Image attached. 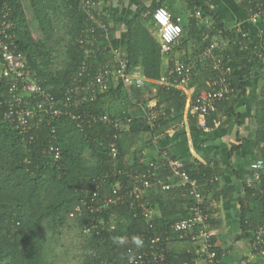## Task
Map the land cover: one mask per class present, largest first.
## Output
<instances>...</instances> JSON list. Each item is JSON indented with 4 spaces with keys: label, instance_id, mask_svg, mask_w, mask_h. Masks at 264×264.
I'll return each instance as SVG.
<instances>
[{
    "label": "trees",
    "instance_id": "trees-1",
    "mask_svg": "<svg viewBox=\"0 0 264 264\" xmlns=\"http://www.w3.org/2000/svg\"><path fill=\"white\" fill-rule=\"evenodd\" d=\"M82 1L27 0L41 33L40 40L36 42L26 26L22 1L0 0V9L6 7L15 26L14 33L18 44L26 54L33 72L58 98L64 96L66 88L75 85L72 79L76 76L82 55L77 44L79 34L84 28V16L79 10ZM150 1L149 7L142 4L136 13L127 18L122 38L128 63L127 71L141 70L147 87L141 92L133 89L130 92L123 89L120 82L114 91L109 90L95 102L70 109L76 114L83 111L95 115L104 112L109 114V105L120 95L124 97L123 93L127 92L130 101L126 100L124 107L120 108L124 109V116L121 118L131 120L129 123L124 121L127 131L122 127L113 128L103 124L92 125L90 128L85 125L79 127V122L64 115L41 123L35 132L29 134L33 141L26 144L28 138L19 135L12 125L3 121V111L0 108V264H49L43 253V231L54 232L71 220L76 222L83 233L85 227H95L90 234H85L89 237L83 264H128V257L136 253H149L147 249L151 238L158 240L157 245L163 250L165 264H187L198 257L196 250L168 248L170 242L182 239L180 234L171 231L170 226L176 220L187 217V205L190 201L183 190H172L165 194L159 187H155L152 191L141 193L138 200L127 199L122 204L105 203L112 197V187L115 183L120 185L122 192L129 175L148 169L151 161L144 160L143 151L152 145L153 138L166 133L169 127L178 124L184 117L185 87L172 85L166 90L159 84L162 57L155 39V31L145 25L144 17L151 21V28L155 27L151 13L162 5L156 4L155 0ZM194 5L198 6L197 2ZM62 8L65 10L63 15L70 21V40L65 51L64 68L51 72L48 69L52 62L49 41L56 33L52 16L57 15L56 11H61ZM203 9L209 17V27L206 28L201 23L199 25L195 18L182 14L181 39L185 33L196 47L205 35H217L228 40L231 54L228 68L229 85L234 89V94L217 104L216 110L205 116L194 115L188 110V125L195 127L197 135L214 128L220 117H234L235 123L239 124L240 116L234 107L246 95L244 86L247 75L249 71L263 67L251 53L252 50L246 48V41L237 39L223 22L205 7ZM110 31L113 33L114 30ZM96 34L95 44L104 46V38L100 39L99 32ZM197 67L200 69L201 63L196 62L193 75L199 72ZM208 72L210 79L212 73L209 70ZM4 85V81L0 79V100L5 95ZM198 95L199 92L193 98ZM151 100L157 101L155 109L163 110L155 119L153 129L142 119L143 110ZM114 136H117L118 140H114ZM144 137L147 138L146 142L135 144L132 149L130 144H127L129 140L132 145ZM255 140L259 147L264 143V128L257 132ZM113 141L116 142L118 150L116 159H112L109 154V146ZM240 145H233L229 154L232 155ZM55 147L60 152L58 159L54 157L52 148ZM86 151H91V162L84 157ZM159 153H162V150H159ZM259 153V157H264V152H260V149ZM170 158L179 160L177 157ZM159 160L160 158L153 161ZM180 160L184 162L189 174L197 179L201 190L215 192L211 197L216 204L226 198L219 188L220 177L214 175L215 170L209 163L196 167L187 159ZM106 173L109 177H106V183L102 185L98 195L99 203L104 204V207L92 214H75L76 207L88 202L96 182ZM166 173V170L160 169L159 180L164 179ZM203 201L205 203L204 196ZM144 208H157L158 215L154 213L150 220L153 228H149V220L142 217ZM239 210L241 230L250 237L255 226L264 219V180L254 188L244 186V195L239 199ZM71 214H74V217H70ZM213 221L209 213L210 228ZM104 224L105 228L102 227ZM109 224L113 225V230H109ZM137 240L140 241L139 244L136 243ZM213 251V264H219L222 254L214 248ZM257 260L261 259H255L249 264H256Z\"/></svg>",
    "mask_w": 264,
    "mask_h": 264
},
{
    "label": "built area",
    "instance_id": "built-area-1",
    "mask_svg": "<svg viewBox=\"0 0 264 264\" xmlns=\"http://www.w3.org/2000/svg\"><path fill=\"white\" fill-rule=\"evenodd\" d=\"M247 5L246 14L248 22L252 26H263L264 28V0H243ZM114 0H83L79 5V10L84 16V28L78 37V48L82 52L80 62L76 69V76L72 79L75 85L64 90V96L58 98L53 95L44 85V81L37 78L33 72L26 54L21 50L14 24L3 6L0 9V79L5 83V95L0 100L2 108V119L12 125L19 135L25 136L26 144L33 141L30 132L36 131L39 125L45 121H50L64 115L79 122V127L92 125H108L119 128L124 125L122 120L107 113L101 115L88 114L83 111L72 113L71 108L93 103L97 98L109 90L116 89L122 82L123 89L143 91L146 81L142 72L136 69L128 72L124 42L120 43L115 33V27L108 22L103 8L111 6ZM193 17L209 27L207 15L200 9L193 11ZM152 21L157 29L158 45L161 57H168L178 46L182 36L181 17H172L170 12L162 7H156L151 13ZM114 30L113 33L110 30ZM99 32L106 44L99 46L95 44L96 33ZM209 37V36H208ZM99 39V40H100ZM252 50V54L264 66V35L259 37L255 43L246 46ZM200 62L212 75L209 79L208 89L197 97L190 99L189 108L194 115L205 116L209 112L216 110L217 104L227 100L234 94V89L230 87L229 64L231 54L229 53V42L219 36L212 35L209 41L201 50ZM193 75V65L187 62H175L170 68L168 76L161 73L159 84L166 90L172 85L182 88L189 85ZM153 107V106H152ZM151 106L144 109L145 123L153 129L155 119L161 114L154 112ZM127 119L126 122H130ZM114 140H118L114 136ZM154 143L158 138H153ZM55 159H58L60 152L58 148H52ZM260 152H264V143L259 147ZM109 154L112 159L118 157L116 142L109 146ZM166 170L164 179L159 180V170ZM120 173V171H117ZM115 175V174H114ZM106 173L95 184L94 190L88 202L78 206L75 214L80 216L92 214L104 207L100 204L98 195L102 185L106 183ZM264 180V157L256 158L249 167V176L245 181V186L254 188ZM120 192L119 184L112 187V197L105 203L122 204L127 199L138 200L141 193L152 191L159 187L163 193H168L175 188L183 190L189 199L187 205V217L176 220L170 226L172 232L178 233L181 240L192 244L199 254L187 264H213L215 252L213 251L214 232L208 225L209 215L204 206L203 193L199 187L197 179L193 178L186 170L182 160H174L162 153L160 160L149 162L147 170L136 171L127 177ZM263 191V189H262ZM144 219L149 222L154 214L153 208H144L141 212ZM70 217H74L71 214ZM102 221H100V224ZM106 224L102 225L105 228ZM149 228L153 224L148 223ZM109 230H113V225L109 224ZM95 230L94 226L85 227L84 234H90ZM158 240L151 238L148 243L149 253L144 255L136 253L128 257V264H165L163 250L157 245ZM264 258V219L258 223L249 239V252L236 264H248L255 259ZM250 260V261H249ZM249 261V262H248ZM186 264V263H185Z\"/></svg>",
    "mask_w": 264,
    "mask_h": 264
},
{
    "label": "crops",
    "instance_id": "crops-1",
    "mask_svg": "<svg viewBox=\"0 0 264 264\" xmlns=\"http://www.w3.org/2000/svg\"><path fill=\"white\" fill-rule=\"evenodd\" d=\"M195 2L198 6L194 5ZM155 3L161 4L169 11H175L173 17L191 14L189 17L195 18L193 11L197 8L203 11L205 10L203 7H205L208 12L224 23L233 36L246 41L247 46L255 43L259 37L264 35L263 26H252L248 22L243 0H155ZM142 4H144L143 0H114L111 6L103 8L106 19L116 28L115 33L121 44L127 18L136 13ZM203 12L205 14V11ZM207 19L209 20L208 16ZM26 26L29 27L27 22ZM153 28L155 39L158 41L157 29ZM37 30L39 31L38 27ZM38 38H41L40 31ZM182 40L183 38L179 43ZM208 41L209 37L205 35L196 47L187 38L186 46L178 44L170 56L161 59V73L165 76H168L169 70L175 62L187 61L193 65V68H196V62H198L201 63V67L200 69L197 67L199 72L193 75L189 85L185 87L186 106L184 117L176 126L178 128L174 127L175 130L168 128L166 131L168 134L164 137L159 136L155 143L151 141L152 145L150 144V147L143 151V155L147 153L148 159H146L153 161L159 159L162 153H166L167 156L177 157L179 160L187 159L196 167L205 163H209V166L213 167L214 175L220 177L219 188L226 195L224 200L216 204L211 197L214 195V191L201 190L205 200L204 204L207 205L205 207L214 220L211 225V230L214 232V250L222 254L219 264H236L249 252L250 237H247L240 227L239 199L244 195V180L249 176L250 164L260 156L255 135L264 128V66L249 71L247 75L244 86L246 95L234 107L235 112L240 116L239 124L235 123L234 117H220L214 128L197 135L195 127L188 125L189 119L186 114L190 110V99L196 93L201 94L208 89L209 72L204 63L198 61L200 52ZM149 102L150 106H155L157 101ZM123 112L121 111V113ZM238 144H241L240 148L230 155L231 147ZM159 150H162V153H159ZM176 190L177 188L173 191ZM157 212V208H155L156 215H158ZM168 248L186 251L194 249L192 244L181 239L170 242Z\"/></svg>",
    "mask_w": 264,
    "mask_h": 264
},
{
    "label": "rangeland",
    "instance_id": "rangeland-1",
    "mask_svg": "<svg viewBox=\"0 0 264 264\" xmlns=\"http://www.w3.org/2000/svg\"><path fill=\"white\" fill-rule=\"evenodd\" d=\"M21 1H22L25 20L29 26L28 30H29V33L31 34L30 36H32V38L36 40L37 42L40 39L38 38L39 31L37 30V26L33 20L31 10L29 8L27 0H21ZM143 2L145 6L147 7H149L151 4L150 1L143 0ZM56 12L58 14L55 16H52V21L55 24L56 33L54 36L51 37V40L49 41V45H50L49 47L52 48V51L50 53V56H52V62L48 66V69L51 72H58L64 68V65L66 63L65 51L67 49V43L70 40V34H68V30L70 26L69 18L63 15L65 13V10L63 8L61 9V11L58 9ZM169 12L171 16L173 17L175 14V11L173 12L172 10ZM189 15L191 14H187L188 17ZM144 18L146 19L145 25L149 27L151 30L152 29L154 30V28H151L152 26L151 21L148 20L147 17H144ZM199 20L197 24L200 25ZM123 30L125 29L123 28ZM187 38L188 37H186L185 33H183V40L182 42L179 43V46H186V42H183V41H186ZM128 90L130 91L131 89H128ZM130 92H129V96H131ZM138 92H141V91H138ZM125 93L127 94L126 96H125ZM123 94H124V97L120 95L115 102L109 105V110H110L109 114L124 122L127 120V118H124V119L121 118L124 116V114L121 113V111L124 109H120V108L124 107L123 103H125L126 100L130 101V99L128 98L127 92H124ZM149 103H147V105L145 106V110L148 106H150ZM152 110L157 113H162L163 111L160 108L155 109L154 105L152 107ZM142 119L145 120V118H142ZM176 126L178 125L175 123L173 126L169 128L175 130L176 128H178ZM122 128L124 129V131H127L126 130L127 126L123 125ZM166 134L168 133L166 132L163 135H160V137H164ZM146 140H147L146 137L142 138V140L138 139V141L136 143H133L132 145H131L132 141L129 140L127 141L128 142L127 144H130V148L132 149L135 147V144L136 145L143 144L146 142ZM143 156H144V160L148 159L147 153L144 154ZM84 157L87 161H90L91 151H86ZM208 215H209V212H208ZM88 237L89 236H86L83 233V231L77 226L74 220L67 222L63 227H61L58 230H55L54 232H48L47 230H45L43 231L44 257L47 259L49 264H83V261L85 259L86 250H87V245H88ZM256 264H264V258L261 260H257Z\"/></svg>",
    "mask_w": 264,
    "mask_h": 264
},
{
    "label": "clouds",
    "instance_id": "clouds-1",
    "mask_svg": "<svg viewBox=\"0 0 264 264\" xmlns=\"http://www.w3.org/2000/svg\"><path fill=\"white\" fill-rule=\"evenodd\" d=\"M136 243H137V244H139V243H140V241H139V240H137V241H136Z\"/></svg>",
    "mask_w": 264,
    "mask_h": 264
}]
</instances>
